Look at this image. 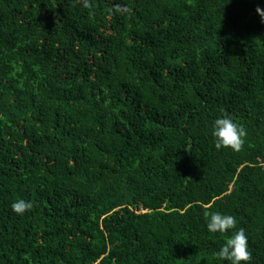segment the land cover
Here are the masks:
<instances>
[{
	"label": "trees",
	"instance_id": "trees-1",
	"mask_svg": "<svg viewBox=\"0 0 264 264\" xmlns=\"http://www.w3.org/2000/svg\"><path fill=\"white\" fill-rule=\"evenodd\" d=\"M258 6L0 0V264H227L239 228L264 264ZM222 116L239 151L214 147ZM213 212L236 228L209 234Z\"/></svg>",
	"mask_w": 264,
	"mask_h": 264
},
{
	"label": "clouds",
	"instance_id": "clouds-1",
	"mask_svg": "<svg viewBox=\"0 0 264 264\" xmlns=\"http://www.w3.org/2000/svg\"><path fill=\"white\" fill-rule=\"evenodd\" d=\"M80 4L82 8L89 9L92 6V0H80ZM117 7L120 8V6ZM120 10L127 11L126 8H120ZM256 12L261 17V22L264 23V10L258 6ZM245 135L243 127L237 125L227 116L217 118L212 125L211 136L217 150L225 148L239 151L243 145ZM10 207L13 213L23 215L32 205L24 199H18L14 200ZM235 228L236 220L232 215L220 212L206 215V230L209 234L225 235ZM215 255L221 262L226 261L227 264H248L251 253L248 251V237L244 229L239 228L232 231Z\"/></svg>",
	"mask_w": 264,
	"mask_h": 264
}]
</instances>
